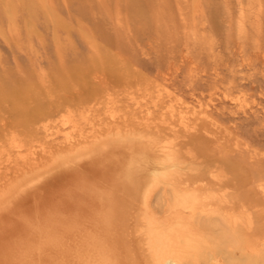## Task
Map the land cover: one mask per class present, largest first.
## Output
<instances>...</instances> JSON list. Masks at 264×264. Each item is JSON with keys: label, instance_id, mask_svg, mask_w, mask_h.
I'll return each instance as SVG.
<instances>
[{"label": "rangeland", "instance_id": "374dc122", "mask_svg": "<svg viewBox=\"0 0 264 264\" xmlns=\"http://www.w3.org/2000/svg\"><path fill=\"white\" fill-rule=\"evenodd\" d=\"M112 136L156 148L166 179L191 174L192 186L215 189L228 178L223 190L234 184L249 203L251 224L240 216V240L209 238L202 259L184 262L264 264V0H1L0 195ZM103 154L96 164L68 163L76 182L66 191L39 181L16 193L0 215V264H52L59 253L109 264V199L129 180L158 175L149 167L147 176L124 177L127 148ZM212 216L210 235H228L231 220Z\"/></svg>", "mask_w": 264, "mask_h": 264}, {"label": "bare ground", "instance_id": "6f19581e", "mask_svg": "<svg viewBox=\"0 0 264 264\" xmlns=\"http://www.w3.org/2000/svg\"><path fill=\"white\" fill-rule=\"evenodd\" d=\"M27 1H29V0H27ZM36 1L38 3H53V0H36ZM23 2H26V0H23ZM0 3H1V0H0ZM69 3H71V2H69ZM120 136H117V137L115 136V138H113V136H112V139L105 141L104 144L103 143L100 144V147L97 145L98 147L93 146V148L91 147L92 149H90V147H89V149L87 148L88 152L90 151V153H91L90 155H87L88 153H85L86 150H85V152L83 151V152H79V153L77 152L74 154L72 153V156H68V157L65 156L63 158L57 159V161H55L56 163H55L54 167H52V168L49 167L50 169H47V168H46L47 170H44V169L41 170L40 169L37 172L35 171L34 174L31 173L33 175H31V176L29 175L27 178H24L25 180L24 179H23V181L21 180V182L19 181L18 184L16 186H14V188H12L11 191H8L10 193H7V190H6L5 194L0 195V215L6 213V210H4L3 208L7 204L10 205V204L16 203V197H17L18 192H19V194H18L19 196H23V193H25V195H27V193H28L26 191L28 189L27 186L30 187V185H32L33 183H36L39 181H42L41 183H49L52 181L53 186H59L60 189L66 191L65 188L68 185H72L73 183L76 182V180H72L73 177L71 175L72 174L75 175V173L71 174L69 172L70 169H69V167H67L68 163H74V162H80L81 161V163L87 162V164L88 163L92 164V163L97 162L96 159L105 157V154H103L104 151L113 152L115 154L118 153L121 155V153H123V149L127 148V150H130L131 155H129V157L127 156V158L122 161L123 162L122 167L124 168V169H122V173L124 174V177L128 176V174L130 177L131 175H133V173H134V177L137 176V174L139 176L140 174L144 173V171H145L144 168H149V167H151L150 168L151 170H147V171L149 173L151 171H153L154 173H157L158 176H156L155 178H151L150 176H147L144 173L147 176V178H143L141 180L139 179L140 181L138 180V178L136 179L137 181L136 180L135 181L129 180L128 182H130V184L131 183L132 184H131V186L129 185V187L128 186L126 187V188H128L127 191H123L124 193L122 192L123 193L122 195L121 194L118 195V193L114 196L112 195V197L109 199L110 211L108 214L109 219H107V223L109 224V226L107 229L108 235L105 238V239H107L106 241H107V245H108V254H106V255H108L107 257H108L109 264H180L181 262H183L182 264H187L190 262V260L193 261V260H196V258L202 259V257L198 258V256H203V253L206 252L205 251V250H207L206 247L210 243V242L208 243L209 238L217 239L218 242H219V240L221 241L222 239L227 238V236L230 239H232V237L236 239L233 241L240 240L238 238H239V235L241 233V230H240V233H238L239 229L237 230V228L242 227V225L240 227V224H238L240 222V218H241L240 216H242L241 220L247 221L248 224H251V217L248 214L247 210H245V208L247 209L249 207V203L248 202L245 203L244 197L241 195L240 191H238L239 187H237V189H236L235 188L236 186L234 184H232L230 186L232 188L230 193H229V191L225 192L223 189H227V188H225V187H227V184H225L224 182L227 183L228 178L224 182L221 180H217L214 184L215 189L210 188L211 186L209 187V184H206L204 181H203L204 183L199 181V183H195L194 186H192V184H190L191 178H193V177L195 178V176H193V175H192L193 177L190 176L191 174L189 175L188 172H187L188 177H186L187 179L190 177V181L187 180L188 182H186L184 180L186 178L181 179V178H179V176L177 179L176 174H175V176L172 175L174 179H170V178L166 179L165 176L169 172L167 174H165V171H161V172L159 171L161 167L166 165V163H165V165L160 164V163H163L165 161V160L163 161V158H158L159 160L161 159L160 161L156 160L157 159L156 157L161 156L160 153H159L160 156H158L157 151H155L156 148H154V149L150 148V147H148L147 144H146L147 147H144L143 145H145V144L142 145V143H139L140 141H137V139H135L133 137L123 136L124 137L123 138ZM143 138H145V137H143ZM171 143H170V145H171ZM183 144H185V143H183ZM153 147H155V146H153ZM96 148H99L98 152L96 151L97 150ZM136 149L137 150L139 149L138 152H136L137 154L134 153L136 151ZM177 151L179 153V150H177ZM172 154H171V156H172ZM168 155H170V154L168 153L167 156ZM107 156H109V155H107ZM115 156L117 157V155H114L113 156L114 158H112V160H115V158H116ZM170 158H172V157H170ZM85 159H87V160L82 162ZM169 160L170 159H168L167 161H169ZM117 161H118V157H117L116 162L115 161H113V162L118 163ZM155 161L156 162L158 161V162L156 163ZM171 162H172V160H171ZM173 163L174 162H172V163L167 162V164H172V166H173ZM87 164H86V166H87ZM100 164H101V162H100ZM120 164H121V162H120ZM180 165H181V163H180ZM75 166H77V165H75ZM71 167H72V165H71ZM79 167H81V166L79 165ZM178 167H179V165H178ZM179 168H181V167H179ZM190 169H192V168H190ZM178 173H179V170H178ZM197 174H196V176H197ZM120 175L122 176L121 173H120ZM185 176L183 175L182 177H185ZM25 177H26V175H25ZM160 178H163L165 180H163V179L161 180ZM131 179H133V178H131ZM105 180H107V179H105ZM111 180H113V178ZM114 180H118V179L116 178ZM106 186H107V184H106ZM107 187H109V186H107ZM41 190L38 191L40 193H38L37 191L36 192L38 194L45 192V191L41 192ZM156 190L157 191L159 190V192H161V194H158V195L155 194ZM34 191H35V189H34ZM51 193H52V191H51ZM44 194H43V196H45ZM30 197H31V195H30ZM30 197L28 196L29 199L33 198V197L30 198ZM49 197H51V196H49ZM248 201L250 202L249 199H248ZM35 205H37V204L35 203ZM49 206H51V205H49ZM60 206H61V204H60ZM237 207H238L239 211L237 210ZM57 208H58V206H57ZM48 209H50V208L48 207ZM226 209L229 210V213H228V215L226 213L227 218L225 217L226 218L225 219L223 217L224 216L223 213L226 211ZM104 210H106V209H104ZM181 211H182V213H180ZM236 211H238L237 212L238 215H236L237 214ZM107 212H108V210H107ZM58 213H59V211L57 212V214ZM211 213L213 216L215 215L214 216L215 220H213V221L218 222L220 224L222 223L223 225H228L227 223L224 224L225 220H228V219L231 220L230 221L231 227L229 228L230 233L228 231V235H227V233L225 234L222 232L219 234H216L217 236H215V237L210 235V234H213V232L215 231L214 230L212 232V231L208 230V229H210V227H208L207 222H209V223L211 222L210 218L208 216L211 215ZM54 214L56 215V213H54ZM36 215L34 214V217ZM251 215H252V213H251ZM39 217H40V215H39ZM244 217H245V219H243ZM245 221H242V222L245 223ZM244 223H243V226H245ZM210 224H213V223H210ZM224 228H225V226H224ZM226 228L228 229L227 226H226ZM227 229L226 230L223 229V231L227 232ZM92 231H93V228H92ZM95 232H97V231H95ZM2 234H4V233H2ZM101 235H99V236H101ZM240 236H242V235H240ZM103 237H104V235H103ZM86 239H87V237H86ZM229 241H231V240H229ZM213 242L216 243L215 240ZM213 242H212V244H213ZM240 242L241 241H239V243ZM84 243H86V240ZM87 243H88V241H87ZM223 243H224V241L220 245H222ZM233 243H235V242H233ZM239 243L238 244L235 243V244H237V247H238V245L241 244V243L240 244ZM216 244H218V243H216ZM213 245H215V244H213ZM218 245H216V248H215V246H213L215 248V250L217 249ZM229 245L231 246L230 242L228 245H226V247L224 246V248H229L230 250L233 249ZM46 246H47V244H46ZM62 246H64V245H62ZM234 246H232V247H234ZM209 247H211V246H209ZM214 248H213V251L211 249L212 252H214ZM240 248L242 249V247H240ZM220 249L218 252V254L220 253L219 255H221V253H222L221 251H223V250L220 251ZM66 251H70V249L66 250ZM226 251H227V249H226ZM212 252H210V254ZM241 253H242V250H241ZM76 254L77 253H75V255ZM79 254H81V253H79ZM210 254H208V255H210ZM230 254H232L231 251H230ZM208 255H205V256L207 257ZM228 255H229V253H228ZM233 255H234V251H233ZM238 255H237V257H238ZM10 256H12V255H10ZM72 256H74V255H72ZM210 256H212V255H210ZM221 256H218V257H220V259L225 258L224 257L225 255L222 256L223 258H221ZM7 257H9V256H7ZM56 257L59 259H53V258L50 259V262L52 264H54V263L55 264H65V262H70V261H72L71 263L74 262L76 264H86L84 262L81 263L77 259L70 260L68 258L71 256H69V255L65 256L64 253H59L58 255H56ZM66 257H67V259H66ZM214 257L215 256L213 255V257H210V258L212 259ZM229 257H227L226 260H228ZM12 258H13V256H12ZM186 258H188V259L190 258L189 262L187 260H186V262H184V260ZM210 258L208 256L207 260ZM215 258H217V257H215ZM28 259H30V258H28ZM220 259H218V261ZM204 260H206V259H204ZM204 260H202V261L204 262ZM213 260L215 261V259H212V261ZM234 261H237V260H234ZM36 262L38 264L39 259H38V261L36 260ZM205 262H207V261H205ZM211 263H213V262H211ZM1 264H2V262H1Z\"/></svg>", "mask_w": 264, "mask_h": 264}]
</instances>
